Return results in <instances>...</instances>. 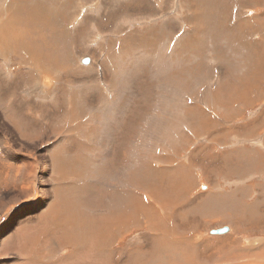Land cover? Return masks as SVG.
<instances>
[{
  "label": "rangeland",
  "instance_id": "obj_1",
  "mask_svg": "<svg viewBox=\"0 0 264 264\" xmlns=\"http://www.w3.org/2000/svg\"><path fill=\"white\" fill-rule=\"evenodd\" d=\"M1 22L13 26L0 39V67L12 72L8 81L0 69L4 124L39 152L66 139L49 171L53 206L26 225L30 237L43 228L42 262L96 250L107 264L98 250L110 245L113 264H170L158 251L169 235L156 234L145 204L179 217L161 222L170 234L199 237L179 255L189 264H234L225 247L264 243V225L246 219L264 201V0H0ZM40 75L54 81L46 94ZM20 203L0 209V229Z\"/></svg>",
  "mask_w": 264,
  "mask_h": 264
},
{
  "label": "bare ground",
  "instance_id": "obj_2",
  "mask_svg": "<svg viewBox=\"0 0 264 264\" xmlns=\"http://www.w3.org/2000/svg\"><path fill=\"white\" fill-rule=\"evenodd\" d=\"M13 19H16V17L14 16ZM12 28H13L12 24L9 23L7 25V29L4 30L2 27V22H1L0 23V39L6 33L11 32ZM13 33L16 34V31L14 30ZM53 44L54 46H57L60 43L55 42ZM136 57L137 55H134V54L132 55V62L134 64L138 62ZM0 69H1L2 74L7 78V80L8 78L10 79V77H8V75L10 74L9 73L10 68L8 66H5V67L3 66L2 68L0 67ZM18 75L19 74H17L15 78H17ZM53 83L54 81L51 78L48 79L42 75H40L39 80L37 78V88L40 91V93H45V94L47 93L45 91H42V87L48 90L53 89L54 88ZM30 85L35 86L36 83L32 82L30 83ZM260 90H262V88ZM255 97L257 96L255 95ZM52 98L53 97L51 96L48 99H52ZM23 138H27V136L25 135L23 136ZM65 141L66 139H56L51 142H45V147L43 150H41V152L38 151L41 145L40 146L31 145L32 147L28 148L27 146H24L23 144H21L19 137L14 136L12 132L6 127V125L4 124L3 117L0 115V150L5 157L4 162L0 161V181H1V187L4 189V191L0 194V209L1 210L6 209L9 206V203L21 202L15 208L14 215L4 220L3 224L4 225L8 224L10 226V230L6 231L5 229H3V227L2 229H0V234H1L0 235V264H3L2 262L6 264H34V261L42 260L40 248L39 246H37L39 245V243L37 242L42 241L43 228H41V224H40V228L37 227L36 228L37 230L34 229L35 234L34 232L31 233V237H30V230H29L30 227L26 225H32L31 224L32 221H29V219H33V221H36V219L39 217V212L48 211L53 206V203H54L53 197H55V193L54 192L52 193L51 190H53L56 185H54L53 180L49 178V173H50L49 171L51 169V166L53 167V169H55V163L62 164L61 161H63V159L60 158L59 151L63 150L62 146L64 145ZM52 150L58 151L57 156L59 157V162L56 161V158L52 157ZM17 163H20V164H18L19 166L17 167V170H15ZM9 169L13 171L12 175L10 174ZM46 179L49 183L48 185L44 183ZM24 181H27V184H24ZM45 188L49 189V193L45 191ZM37 190L39 191V193H36ZM235 194L237 195L238 193H235ZM32 197H37L38 203L30 204L29 201L31 200ZM230 199H232V197ZM225 203L226 201L224 200L223 204ZM257 207H258L259 214L250 215L246 217V219L247 218L251 219V221L254 223L255 226L260 227L264 225V201L260 200ZM143 209L145 210V212L149 213L153 218L159 216L160 223L154 229L156 234L162 237L165 234L169 235L167 236L166 243L158 251L164 253L167 257H170L169 259L170 264H189L190 260H182L179 258V255L182 251L188 249L187 247L190 246V244L197 245L196 242L197 240H199V237L197 235H194V236L191 235L192 237L185 238L184 230H181L179 233L170 234L168 232V229H166L162 225V223H166V225L171 226L173 223H175V221L178 220L179 218L178 216L173 217V219L171 217L162 216L164 212L161 209L155 207L154 205L145 204ZM137 212H138L137 217L139 218L141 216L140 208L136 209V213ZM120 219L121 218L110 219L107 223L106 228L109 231H112L114 228H116L119 225ZM137 221L138 220H136V222ZM46 223L48 224V222ZM49 233L50 232H46V235ZM37 234H41V235H39L37 238L36 237ZM24 235L27 237V240H26L27 242L24 239L25 238ZM110 236L111 235L107 234V232L104 235L105 239L110 238ZM19 237L22 238V242L25 241L24 246L20 247V250L16 255L11 254L12 255L11 256L7 252V249H9L7 248V245L10 243L14 244L15 243L14 240H17ZM58 237L62 238L64 241L72 240L71 237L69 236V232H67L66 234L64 233V235L61 237L57 236V238ZM110 248L111 246L109 245L106 247L105 250H98L99 254L106 255L107 264H113L110 262V256L112 252ZM68 249L69 248H67V250ZM225 249H227L230 252V254L224 259L226 260L227 263L251 264L252 260L250 258V255H255V256L263 255V258H264V243L259 248H257V251L245 250L240 245L239 242H236L233 245H229L225 247ZM54 251L56 253L60 251L59 246H57V248ZM236 253H242L243 257L234 256ZM22 255L25 258L27 257L26 263L22 261V257H21ZM61 257L63 256H58V257L53 256V258H61ZM79 261L80 262L86 261L85 264H89V261H93L95 262V264H99L98 258H97V251L95 250L93 253H91L90 251L84 252V254L82 255L71 253L69 254L68 257L65 256L64 258V264H72V262H79ZM199 264H204V263H199Z\"/></svg>",
  "mask_w": 264,
  "mask_h": 264
},
{
  "label": "water",
  "instance_id": "obj_3",
  "mask_svg": "<svg viewBox=\"0 0 264 264\" xmlns=\"http://www.w3.org/2000/svg\"><path fill=\"white\" fill-rule=\"evenodd\" d=\"M89 62H90V61H89L88 59L83 60V63H84V64H89ZM230 230H231V229H230L229 226H224V227H222V228L212 229V230L210 231V234H211V235L220 236V235H225V234L229 233Z\"/></svg>",
  "mask_w": 264,
  "mask_h": 264
},
{
  "label": "crops",
  "instance_id": "obj_4",
  "mask_svg": "<svg viewBox=\"0 0 264 264\" xmlns=\"http://www.w3.org/2000/svg\"><path fill=\"white\" fill-rule=\"evenodd\" d=\"M51 237L57 238V236H55L54 234H53ZM56 241L58 242V240H56ZM21 257L23 258V255H22ZM54 259H55V258H54ZM22 260H23V259H22ZM55 261H57L56 264L59 263V262H60V258L57 259V260H55ZM43 263L46 264V262H42V261H39V260L34 261V264H43ZM61 264H62V263H61Z\"/></svg>",
  "mask_w": 264,
  "mask_h": 264
}]
</instances>
